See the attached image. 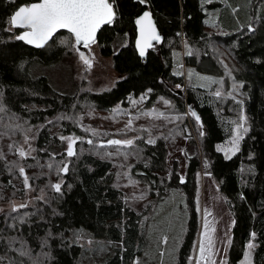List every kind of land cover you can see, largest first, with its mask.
I'll return each instance as SVG.
<instances>
[{"label":"trees","instance_id":"1","mask_svg":"<svg viewBox=\"0 0 264 264\" xmlns=\"http://www.w3.org/2000/svg\"><path fill=\"white\" fill-rule=\"evenodd\" d=\"M36 2L0 0V107L4 109L0 132L6 133L0 137L4 156L0 159V264H83L104 249L106 259L101 264H139L148 239L141 215L115 184L112 161L92 153L67 157L59 152L60 137L79 136L73 114L80 101L110 112L117 105L130 108L141 97L150 108L168 96L184 108V95L199 113L204 134L198 139L186 136L190 141L184 182L177 165L168 181L171 188L184 191L186 200V233L177 264H188L196 244L200 216L195 197L203 170L219 184L234 220L227 264H242L249 242L254 245L252 263L264 264V0H148L146 5L138 0H110L117 17L100 31L96 42L101 55L112 58L119 79L109 90L75 94L56 91L48 77L36 73L67 55L57 39L68 32L58 33L45 48L34 49L15 39L22 29L8 30L11 15L20 6ZM146 9L153 13L164 41L143 60L135 46V21ZM209 30L219 32L209 37ZM218 42L235 62L230 77L215 54L213 44ZM207 79L215 83L205 86ZM220 81L225 91L243 85L237 93L241 99L244 95L248 119V131L231 158L217 151L234 130L231 113L222 110L214 95ZM226 104L228 109L235 106L232 97ZM18 120L40 129L34 157L26 158L29 163L16 154L22 138ZM9 144H14L12 150ZM126 148L142 154V160L131 165L132 175L164 197L166 190L160 184L167 179L163 176L170 151L167 139L153 144L138 141L121 149ZM64 157L71 159L72 168L67 175L62 173L65 182L56 192L52 185L58 177L47 165ZM27 164L29 170L43 175L32 173L31 189L25 188L18 170ZM30 190L44 199L18 213L7 208L15 200H24ZM87 241L94 245L88 246Z\"/></svg>","mask_w":264,"mask_h":264},{"label":"rangeland","instance_id":"2","mask_svg":"<svg viewBox=\"0 0 264 264\" xmlns=\"http://www.w3.org/2000/svg\"><path fill=\"white\" fill-rule=\"evenodd\" d=\"M219 32L218 30H209V37ZM70 35L65 34L58 37L57 42L59 47H62L66 51V56L63 60L56 65L41 66L36 70L37 74L45 75L49 78L53 88L64 94H75L79 91H88L91 93H100L109 90L113 87L116 81L119 79V75L114 71L112 58L103 57L100 53L98 43L91 45L90 49H80L91 61V68L87 67L83 61L79 58V53L71 47ZM61 40H68V44L61 43ZM185 41V39H182ZM215 54L217 59L223 62V67L226 70L227 76L230 77L235 72V62L230 56V53L224 50L222 43H214ZM117 50V49H116ZM224 81L218 83L216 90H220L222 95L219 97L221 102V108L224 111L231 113L234 121V130L231 139L228 142L218 144L219 147H223L225 151L230 146L229 142L235 136L237 124L241 123L240 117L244 116L246 119L243 121L244 127H247L248 119L246 117L243 99L239 98L237 91L240 87L233 88L225 91ZM235 85V84H234ZM180 87L176 86V89ZM231 93V96L228 94ZM235 97V100L241 101L236 103L235 106L227 107V97ZM184 101L186 105L184 108L179 106L178 101L171 97H165L159 100L157 106L148 108L145 104V100L139 98L132 103V107L123 108L121 105H117L112 111H102L95 103L89 101H80L76 104V109L73 114L72 120L75 122L79 129L78 135H69L73 138H83V142H78L74 145L75 152L92 153L103 159H109L112 161L115 170V184L124 194L126 203L141 215L143 231L148 239L146 253L139 264H177L179 257V250L183 242L186 233V215L185 207L186 200L185 194L182 189H173L169 185L171 179V173L175 165L178 166L180 178L185 180V172L188 166V157H186L187 148L189 146L190 137L192 136L198 139L201 132V125L196 121L195 117H192L190 111L194 108V105H188L187 96L184 95ZM164 100L169 103L164 104ZM196 110V109H195ZM141 113H153V115H141ZM159 113H163V116H159ZM139 116V119L132 120V129L129 131L126 128L130 117ZM179 117V119H176ZM22 129L21 141L17 144V148H24L26 152L30 153L27 157L32 158L35 154V144L37 135L39 133V127L30 126L28 122H22L18 120L16 122ZM201 127V128H200ZM86 129L95 130L99 135L93 136ZM142 129H147L143 131ZM243 137L246 132L241 129ZM29 138V142L25 143V137ZM64 136V137H69ZM105 136V137H104ZM140 137V139H136ZM165 137V138H164ZM88 139L94 141L93 145L86 143ZM100 139V140H99ZM109 139H133L134 143L138 141H146L153 139L155 141L163 139L168 141L170 147L169 155L167 158V170L164 173V177L167 179L160 185L166 190L164 197L158 196L161 191H153L150 189V185L143 179L136 178L131 173V165L142 160V154L139 149L126 148L121 149L119 154H116L115 148H100L98 144L102 141ZM242 140L239 143V147ZM67 140H62V147L59 152L62 151L66 154ZM225 151H220L225 154ZM238 152V151H237ZM236 152V153H237ZM113 153V155H108ZM235 153V154H236ZM17 154V152H16ZM234 154V155H235ZM18 155V154H17ZM234 155L230 154V158ZM19 157V156H18ZM22 161H27L26 158H20ZM28 162V161H27ZM29 163V162H28ZM64 164L68 165L67 175L72 168V161L69 158H60L59 161L53 162V168L50 172L54 177H58L56 183H64L63 172H59L56 169L63 167ZM24 166V165H20ZM25 167L26 174L31 177L32 173H38L36 170H29L28 164ZM39 174V173H38ZM43 175L39 174V177ZM30 181V180H29ZM135 181V183H133ZM55 183V181L53 182ZM42 196L40 192L30 190L27 192V196L24 200H15L12 204H8L7 208L12 210L13 205L19 206L20 204H27V207H34V205L41 199L36 197ZM44 197L42 198V200ZM196 209L199 207L200 211V229L197 236L196 244L200 239V231L203 222V210L208 209L212 215L208 217V220L213 222L212 226L216 228L215 237L217 239V251L220 253L216 257L219 260H226L228 263V253L230 244L228 240L232 239V230L234 226L233 217L226 206V200L223 198L219 191V184L216 180L207 172L200 171L197 177L196 188ZM24 209V208H21ZM19 209L16 211L22 212L24 210ZM166 240V242H165ZM92 241H87L88 246H93ZM195 244V245H196ZM105 245V244H101ZM194 245V246H195ZM254 249V248H253ZM247 261L245 257L242 264L252 263V251ZM249 249H247V252ZM193 251L190 255L193 256ZM45 256V254H44ZM31 259L33 256L29 255ZM106 259V250L95 251L88 261H84L83 264H101ZM189 260V259H188Z\"/></svg>","mask_w":264,"mask_h":264},{"label":"snow or ice","instance_id":"3","mask_svg":"<svg viewBox=\"0 0 264 264\" xmlns=\"http://www.w3.org/2000/svg\"><path fill=\"white\" fill-rule=\"evenodd\" d=\"M140 4L146 5L148 0H138ZM115 11L113 4L110 0H39V2L31 3L25 6H20L10 17L8 24L10 25L9 31L12 29H23L21 34L15 36L18 41H23L26 44L33 45L37 48H41L46 45L50 40H53L56 33L60 30H66L71 40V47L74 48L79 53V58L83 63L91 68V61L85 55L84 52L80 51V47L90 49L91 45L96 43L97 32L103 25H111L115 19ZM136 25L139 30V39L137 40V48L139 49V54L141 57L145 55L146 49L152 47V42L161 40L160 35L157 33L155 25L153 23L150 12L144 11L136 21ZM54 42V41H53ZM61 43L68 44V40H61ZM191 54V53H189ZM215 83L207 79L205 86L208 84ZM177 87H180L177 85ZM237 85H233L235 89ZM238 87H243V85H238ZM151 91V90H149ZM214 95L219 98L222 93L220 90H216ZM231 96V93L228 94ZM144 99V97H141ZM163 99V98H161ZM235 100V97H232ZM236 103H241L239 100H235ZM169 102L164 100V104L167 105ZM4 109L0 107V112ZM192 117H195L196 121H200V117L196 115L195 111H190ZM141 115H153V113H141ZM159 116H163V113H159ZM139 119V116L130 117L126 128L131 131L132 120ZM176 119H179L177 117ZM245 117L241 116V123L237 124L236 134L229 142L230 146L225 149L219 147L217 151H225L226 158H230V154L234 155L239 151V143L243 139L241 134V129L247 132L248 129L244 127L243 121ZM17 127H19L17 125ZM147 131V129H142ZM91 135H99L95 130L86 129ZM204 133L201 131L200 135ZM6 135V133L0 132V137ZM61 140H67L66 155L67 157H73L76 155L74 150V145L77 141L83 142V138L77 137H60ZM140 139V137H136ZM29 142V138L25 137V143ZM89 145H93L94 141L88 139L86 141ZM134 143L133 139H109L106 144H101L99 147H114L116 149V154L123 147L132 146ZM147 143L153 144L155 140L148 139ZM9 150L14 148V144L8 145ZM16 152L19 157L27 158L30 153L26 152L24 148H17ZM108 155H113V153H108ZM3 152L0 150V159H3ZM49 169L53 168L52 164H48ZM19 175L23 178V184L26 189H31L32 185L29 183L30 177L26 174L25 167H19ZM59 172L67 173L68 165L64 164L63 167H58L56 169ZM181 183L184 182L183 177L180 178ZM135 183V181H133ZM52 188L56 192L61 191V184L55 183ZM43 192V190H40ZM42 196L36 197V199H42ZM27 204H20L19 206L13 205L12 211L16 212L21 208H26ZM200 211L199 207L197 208ZM212 213L208 209L203 210V222L200 231V239L198 243L194 246V255L189 257L188 264H227L226 260H217L216 257L220 255L217 251V239L215 237L216 228L212 226L213 222L208 220V217ZM253 238L255 234H252ZM166 242V240H165ZM231 244V240H228ZM249 252L245 253V261L248 260L250 256V251L254 248V245L249 242L247 245Z\"/></svg>","mask_w":264,"mask_h":264},{"label":"water","instance_id":"4","mask_svg":"<svg viewBox=\"0 0 264 264\" xmlns=\"http://www.w3.org/2000/svg\"><path fill=\"white\" fill-rule=\"evenodd\" d=\"M113 8H114V11H115V14H116V15H115V18H116V17H117V12H116V9H115L114 5H113ZM145 11L150 12L151 17H152V20H153V23H154L155 28H156V31H157V33L160 35L161 40H160L159 42H157V41H153V42H152V45H153V46L150 47V48H148V49H146L145 55H144L143 57H141L140 54H139V49L137 48V40L139 39V30H138V26H137L136 23H135V25H136V33H137L136 41H135V46H136V49H137V51H138L139 56H140L143 60H146V59H147L148 54H149V52H150L152 49H154L155 47H157L160 43H162V42L164 41V35H163L162 32L160 31V29H159V27H158V24H157V22H156V19H155L153 13H152L149 9H146ZM142 14H143V13H142ZM142 14H141V15H142ZM114 20H115V19H114ZM105 26H107V25H103V26L100 28V30L97 32L96 41H97V39H98V35H99L100 31H101ZM22 30H23V29H22ZM63 31L67 32L66 30H60L58 33L63 32ZM58 33H56L55 36H57ZM55 36H54V37H55ZM51 41H52V40H50L46 45H44V46L41 47V48H37V47H35V46H33V45L26 44V43L23 42V41H22V42H23L24 44H26L27 46L32 47V48H34V49H43V48H45V47H46ZM80 49H84V48H83V47H80ZM191 104H192L191 100L188 99V105L190 106ZM191 109H192L193 111H195V113H196L197 116L200 117V115H199V113L197 112V110H195L194 108H191ZM199 123H200L201 127H203V123H202V119H201V117H200V121H199ZM106 142H107V141H102V142H100L98 145L106 144Z\"/></svg>","mask_w":264,"mask_h":264}]
</instances>
